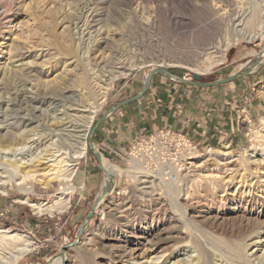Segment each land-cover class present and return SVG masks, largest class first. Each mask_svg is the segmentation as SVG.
I'll return each instance as SVG.
<instances>
[{"label":"rangeland","instance_id":"rangeland-1","mask_svg":"<svg viewBox=\"0 0 264 264\" xmlns=\"http://www.w3.org/2000/svg\"><path fill=\"white\" fill-rule=\"evenodd\" d=\"M186 1L189 7L182 0L14 1L0 24V164L54 177L49 186L37 181L17 186L0 174V229L31 243L15 264H52L62 247L77 239L106 177L87 146L72 167L56 164L66 158L59 155L81 147L89 121L93 126L108 108L138 94L154 65L181 79L213 82L254 63L264 50L255 27L227 47L223 62H215L228 39L191 6L198 0ZM209 1L214 13H224L216 0ZM234 2L244 15L252 5L264 7V0ZM116 72L125 75L108 82ZM155 81L162 93L171 94L167 106L175 118L185 117L192 127L158 128L123 140L119 149L112 141L93 144L101 159L123 174H112L111 192L79 241L64 250L65 264H151L155 257V264H174L187 252L194 264V243L207 248L210 264H264V227L258 237L253 233L264 224V59L248 77L220 87ZM250 129L257 133L254 139ZM7 130L12 141L2 137ZM160 137H167L172 149L159 144L155 153L142 150L144 141ZM224 148L228 160L210 156ZM59 176L69 178L67 195ZM61 196L68 197V207L52 215L38 216L23 203ZM151 235L158 242L148 250L145 238ZM0 245L2 264L17 246ZM117 246L137 251L118 260L111 255Z\"/></svg>","mask_w":264,"mask_h":264},{"label":"bare ground","instance_id":"bare-ground-1","mask_svg":"<svg viewBox=\"0 0 264 264\" xmlns=\"http://www.w3.org/2000/svg\"><path fill=\"white\" fill-rule=\"evenodd\" d=\"M14 1H16V0H6L5 2L0 3V24H4V21L9 17V14L11 13L12 8H13L12 5H13ZM94 1H96L95 3L99 4V5H102L104 2V0H100L99 2H98V0H94ZM182 3L187 5V7L190 6V2H187L186 0H182ZM216 4H219L221 6V8L223 9L224 13L222 15H219L217 12L214 13V11L210 8V1L209 0H198L197 3H195L194 5L192 4L191 6L194 8H199L205 14H207L210 22H212V24L215 25L218 28V30L223 31L225 38L227 37V39H228L227 46H225V48L222 50H218V53H219L218 59L215 61L217 63H221L224 61L225 52L227 50V47L230 44H232L233 42L237 41L239 36H243L244 30H248V29H252V28L257 27L259 39L264 38V21H263L264 7H262V6L256 7V6L252 5L251 7L248 8V12L246 13V15H244L246 10L244 12H241L238 9V7L236 6V3L234 2V0H216ZM89 18H91V19L93 18L92 14H90ZM239 27H242V29H239ZM250 39H255V38L250 37ZM64 49H66V48H64ZM261 58L264 59V50L261 51ZM211 65H213V64H211ZM118 66H121V65H118ZM154 66H156V67L160 66L161 67L162 65L159 64V65H154ZM162 67H164V66H162ZM115 68H116V66H115ZM116 73H117V75L109 78L108 82L112 83L118 76L125 75L122 72H116ZM101 98L103 99L104 95ZM91 113H94V111ZM92 118H93V116L90 117V119H92ZM90 124H91V121H89V123L87 125L86 132L84 131L85 133L80 136V139H81L80 140L81 141L80 146L81 147H79L76 152H74L75 150L72 147V151L74 150L72 155H70V152L69 153L68 152L60 153L59 156L66 155V158H62V159L58 160L56 164L60 165V164L64 163L66 167H72V166H75L74 162L76 160L82 158L85 155L88 132H89V129L91 127ZM248 133H249V137H251L252 139H254L257 136V133L254 132L252 129L248 130ZM68 136L70 137L71 141L73 138H76L73 135V133L71 135H68ZM2 137H5L7 140L12 141L13 140V133H12V131L7 130V131H5L4 134H2ZM77 138H78V136H77ZM73 141H75V140H73ZM60 150H57V152H60ZM210 153H211L210 156H212V153H214L216 159L219 158V160H217L219 163H222V162L228 160V155L225 153H229V152L226 150V148L217 150L215 152L212 151ZM216 155H220V157H218ZM202 163L204 164L205 161H203ZM101 164H102L103 168L105 169V171L110 176H112V174H118L119 176L123 174L122 170H120L118 168L110 167L102 159H101ZM0 174L1 175L6 174L7 179L14 181L17 186H20L27 181H37V182H40L43 186H49L50 183L52 182V180L54 179V177H51L49 174H41V173H37L36 170H26L25 168L20 169L19 165H14L11 163L6 164V165L0 164ZM213 177H215L213 174H208V179H212ZM59 180L63 184V189H62L63 195H67L69 192L72 191L71 186L68 184L69 183L68 176L67 177L59 176ZM171 180H175V179H171ZM1 181L2 180L0 179V187H2L4 185V181H2V182ZM23 203H25V204L28 203L29 206L33 208L36 215L43 216V215H52L54 213H61L62 211L67 209L68 204H69V199H68V197L61 196V197H59V198H57L51 202H44V203L43 202H38V203L37 202L36 203L35 202H28L26 199H24ZM196 203H198V202H196ZM126 211L127 210H123L122 212H119V213L124 214L122 216L126 217L128 215V213ZM263 227H264V224H263V226H260L257 230H253V233L256 234L258 237L260 235V233L262 232ZM191 235L195 236L194 234H192V232H191ZM20 236L21 235L19 233L12 232L8 229H0V244H5V245L11 244V245L17 246L14 255L9 259L8 258H6L5 260L3 259L2 264H15L24 254H26L30 250V246H31L30 241L23 239ZM157 242H158V238L156 235H151L150 237L145 238V246L147 247L148 250H149V248H152L153 246H155ZM194 247L196 248L195 250L197 252L196 263H194V264H210L211 255H210L209 251L207 250V248L202 243H194ZM136 251H137V247L117 246L115 248H112L111 255L115 259L122 260V258L126 257V256L127 257L128 256L133 257L134 254L136 253ZM189 253L187 252L186 254H182L183 257L177 258V260L174 262V264L175 263L176 264H178V263L179 264H193V262L189 260V258L191 257L189 255ZM64 256H65V258H64ZM64 256H60L55 262L53 261L54 263L52 262V264H55V263L56 264H65L66 255H64ZM155 263H157L156 257L153 259V262L151 264H155Z\"/></svg>","mask_w":264,"mask_h":264},{"label":"crops","instance_id":"crops-1","mask_svg":"<svg viewBox=\"0 0 264 264\" xmlns=\"http://www.w3.org/2000/svg\"><path fill=\"white\" fill-rule=\"evenodd\" d=\"M161 77L164 76L154 75L151 79L149 89L145 95L134 102L118 108L116 112L108 116L97 127L92 135V142L94 145H96V147H101L103 146V144L108 145L107 143H109V141H112V144L115 145L116 149L122 147L124 148L125 140H132L136 139L137 137L148 135L151 131L158 128H175L177 129V131H182L184 129L189 130L190 126L191 129L192 125L191 123L187 124L188 121L185 120V117L183 118V116H179V118H175L174 112L169 110L167 103L171 98V94H169V92L167 93L166 91H163L162 93L161 89L157 88L155 84V80ZM178 84L180 86L202 90L215 88L188 86L182 83ZM181 98L183 97H180V99ZM157 100H161V103L156 104L155 101ZM184 113H186L187 116L192 114L189 112L187 113V111L185 110Z\"/></svg>","mask_w":264,"mask_h":264},{"label":"water","instance_id":"water-1","mask_svg":"<svg viewBox=\"0 0 264 264\" xmlns=\"http://www.w3.org/2000/svg\"><path fill=\"white\" fill-rule=\"evenodd\" d=\"M261 52L258 54L256 61L252 64H247L244 67H242L239 71H237L236 73L219 79V80H215L213 82H198V81H189V80H185V79H181L179 77L173 76L172 74H170L164 67H160V66H154L149 74L145 77V81L143 83V87L141 89V91L136 94L135 96L122 101L120 103H118L115 106H112L110 108H108L106 110V112L101 115V117L96 121V123L90 127L89 132H88V137H87V147L89 149V151L92 153V155L94 156L95 160L98 163L99 166V170L105 175L106 180H105V185L103 188V192L102 194L97 197L93 203V206L91 207L90 211L88 212V214L85 217V220L83 221L82 225L80 226L78 232H77V239L74 241V243L66 245L64 247H62V249L60 250L59 254L56 255L54 257V262L60 257V256H64L65 255V249L67 247H71L73 245H75L78 241L79 238L83 232V230L85 229V225L87 224L88 220L90 219V217L92 216V214L94 213L95 208L97 207V205L99 204V202L101 201V199L103 197H105L109 192H111L112 188H113V182H112V178L111 176L105 171V169L103 168L102 164H101V155L99 154V152L97 151V149L95 148V146L93 145L92 142V135L95 132V130L97 129V127L111 114H113L114 112L117 111L118 108L123 107L131 102H134L138 99H140L143 95L146 94V92L149 89V85L151 82V79L154 75H162L164 76L166 79L171 80V81H175L178 83H182L184 85H188V86H195V87H202V88H206V87H216V86H220V85H224V84H230L233 83L239 79L248 77L253 68H255L256 65H258L261 61ZM53 262V263H54ZM56 264V263H55Z\"/></svg>","mask_w":264,"mask_h":264},{"label":"built area","instance_id":"built-area-1","mask_svg":"<svg viewBox=\"0 0 264 264\" xmlns=\"http://www.w3.org/2000/svg\"><path fill=\"white\" fill-rule=\"evenodd\" d=\"M159 140V142H157ZM145 144L144 146L142 147V150H144L143 148L145 147V150L144 152L145 153H155V149L158 147V145L160 144L161 146L164 145L165 146V149H166V146H167V149H172V147L169 145V141H168V138L167 137H163V139L160 138H152V139H149V140H146L144 141ZM143 144V143H141ZM164 146L162 148H164ZM166 151V150H165Z\"/></svg>","mask_w":264,"mask_h":264}]
</instances>
